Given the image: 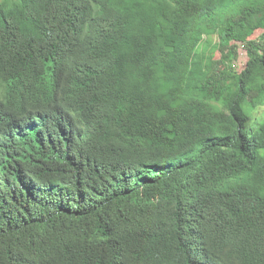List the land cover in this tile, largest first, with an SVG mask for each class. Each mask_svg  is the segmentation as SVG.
Instances as JSON below:
<instances>
[{
    "label": "trees",
    "instance_id": "trees-1",
    "mask_svg": "<svg viewBox=\"0 0 264 264\" xmlns=\"http://www.w3.org/2000/svg\"><path fill=\"white\" fill-rule=\"evenodd\" d=\"M0 86V264H264V4L0 0Z\"/></svg>",
    "mask_w": 264,
    "mask_h": 264
},
{
    "label": "rangeland",
    "instance_id": "rangeland-1",
    "mask_svg": "<svg viewBox=\"0 0 264 264\" xmlns=\"http://www.w3.org/2000/svg\"><path fill=\"white\" fill-rule=\"evenodd\" d=\"M258 3L264 4V0H257ZM254 37H262L263 36V30L259 29L257 30L254 35ZM218 37L214 36L212 39L211 44L209 45L207 49V55L212 56L211 65L213 67V72L207 76L208 80L216 79V78H223L227 75L226 67L229 65V63L232 61L233 66L240 70L242 67H244L247 60L254 55L253 50H246L242 47L241 44L228 41L224 48L218 47ZM239 47V54L235 57V55H232L230 52L231 47ZM156 68L161 70V65H156ZM151 85L153 87H159V88H165L164 80L162 78V75H157L152 81ZM2 95V88L0 86V96ZM247 110L251 114V120L248 124V129L253 127L257 120L264 118V104L261 106H258L256 108H250L247 107Z\"/></svg>",
    "mask_w": 264,
    "mask_h": 264
}]
</instances>
